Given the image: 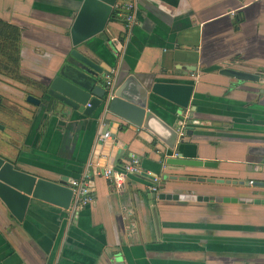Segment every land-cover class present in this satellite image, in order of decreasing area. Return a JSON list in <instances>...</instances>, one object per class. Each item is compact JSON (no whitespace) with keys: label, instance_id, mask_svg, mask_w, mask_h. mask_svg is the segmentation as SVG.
Masks as SVG:
<instances>
[{"label":"crops","instance_id":"0c3cea01","mask_svg":"<svg viewBox=\"0 0 264 264\" xmlns=\"http://www.w3.org/2000/svg\"><path fill=\"white\" fill-rule=\"evenodd\" d=\"M157 1L167 11L132 0L135 23L119 57L113 52L123 33L115 14L103 32L76 48L115 75L114 87L127 75L147 89L159 82L192 85L191 136L164 158L178 153L213 168L160 171L162 147L108 117L118 123L114 139L122 146L111 147L121 154L113 168L127 156L138 158L140 170L158 179L152 196L146 179L130 176L115 192L99 175L102 165L91 162L102 124L60 120L25 101L41 97L40 88L68 57L78 0H0V21L19 30L15 72L0 63V157L55 183L87 173L93 198L76 212L30 200L21 223L0 203V264H264V206L215 201L261 198L249 182H264V165L247 149L264 146V86L217 71L264 76V0ZM147 105L165 123L174 122L168 102L147 93ZM161 176L204 181L160 182ZM217 179L243 185L207 181ZM158 194L191 199L158 200Z\"/></svg>","mask_w":264,"mask_h":264},{"label":"water","instance_id":"95a60500","mask_svg":"<svg viewBox=\"0 0 264 264\" xmlns=\"http://www.w3.org/2000/svg\"><path fill=\"white\" fill-rule=\"evenodd\" d=\"M116 0H78V8L73 16L68 37L71 50L62 66L49 80L47 85L40 88L41 97L27 96L26 103L39 107L40 111L48 112L60 120H71L73 117L89 119L91 123L103 125L100 133L108 132V140L97 142L94 148L91 163H99L104 168H113L121 156L114 149H122L121 144L114 139L118 123L109 121L108 117L122 123L136 127L141 132L151 136L162 149L158 150L162 158L160 171L182 172L185 168H213L212 162H201L195 159H184L178 153L174 158H164L166 152H172L181 143L183 138L191 136L194 121L191 120L195 113V107L191 105L192 85L177 83H152L150 87L143 88L132 76L127 75L113 88L108 102L104 101L101 75L104 69L93 58L79 53L76 48L89 39L104 31L108 20L115 14L112 7ZM153 5L167 11L157 0H149ZM218 75L232 78L236 81L256 83L264 86V76L241 71L222 68L217 71ZM147 93L158 97L173 106L169 112L173 117L172 124L165 123L147 108ZM264 96V90L259 91ZM87 105V106H86ZM99 123V124H98ZM4 130L0 125V132ZM179 132L181 133L179 135ZM102 135V134H100ZM112 145L115 147L111 148ZM247 153L260 158L259 163L264 165V146L249 147ZM96 162V159H98ZM100 165V166H101ZM104 166V167H103ZM118 168V167H117ZM252 168L250 167V170ZM249 170V168H248ZM148 180L142 176H135ZM160 182H203L204 179H194L186 176H161ZM216 185H238L241 181L207 180ZM71 181L61 180L60 183L46 181L18 170L14 161L10 162L0 157V203L8 214L17 222L21 223L30 200L42 202L63 211H67L71 202ZM159 183V182H158ZM157 183V184H158ZM159 185V184H158ZM157 185V186H158ZM159 187V186H158ZM252 193L261 198H216V202H228L231 204L264 206V182H252ZM152 193V196H155ZM188 195V194H187ZM158 200H188L190 196L163 195L156 196Z\"/></svg>","mask_w":264,"mask_h":264},{"label":"built area","instance_id":"2783aa9c","mask_svg":"<svg viewBox=\"0 0 264 264\" xmlns=\"http://www.w3.org/2000/svg\"><path fill=\"white\" fill-rule=\"evenodd\" d=\"M115 15L119 17L122 24L123 38L121 41H116L115 45L118 49L114 50L113 54L115 57L120 56V50L135 23V8L132 0H116L112 7ZM124 41V42H123ZM102 89L104 91V101L108 102L113 88L115 86V75L112 72L103 73L101 75ZM87 106V105H86ZM181 133L179 132V135ZM108 132L97 136L96 141L102 142L108 139ZM99 175L103 177L108 185L115 192H122L125 188V183L130 176H144L147 178L148 173L142 172L139 168V160L135 156H127L125 161L118 167L114 168H104L100 171ZM150 183L148 189L150 192H155L157 188L158 179L156 177L148 178ZM251 184V182H249ZM69 188L71 190V202L68 210L72 212L78 211L83 206L91 204L93 198L91 196V191L89 187V176L84 173L79 179L71 180L69 183Z\"/></svg>","mask_w":264,"mask_h":264},{"label":"trees","instance_id":"16d2710c","mask_svg":"<svg viewBox=\"0 0 264 264\" xmlns=\"http://www.w3.org/2000/svg\"><path fill=\"white\" fill-rule=\"evenodd\" d=\"M115 15L110 20L113 21ZM19 30L0 21V63L4 64L6 73H14L18 63Z\"/></svg>","mask_w":264,"mask_h":264}]
</instances>
